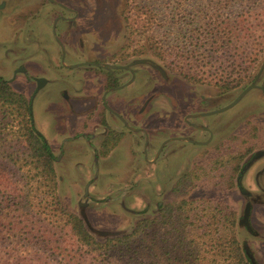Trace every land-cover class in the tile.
I'll use <instances>...</instances> for the list:
<instances>
[{
	"label": "rangeland",
	"instance_id": "374dc122",
	"mask_svg": "<svg viewBox=\"0 0 264 264\" xmlns=\"http://www.w3.org/2000/svg\"><path fill=\"white\" fill-rule=\"evenodd\" d=\"M1 1H5L6 6L0 10V38H9L4 44L5 51L1 52L4 54L9 51L7 54L11 58L4 61L0 53V74L6 78L12 76V69L19 65L12 63L13 51L20 48L23 38H43L39 56L28 60V63L39 65L33 73L47 77L50 85L33 99V123L45 134L55 158H60L62 140L73 136L82 122H90L95 117L88 116L91 108L88 100L77 104V108L71 112L68 107L63 106L60 92L62 89H68L70 95H85L95 90L101 92L107 71L77 67L71 70L62 69L64 67L60 59L61 50L54 44V35L62 37L63 41L68 43L66 64L85 61H131L148 57L133 54L134 49L138 48L139 39H159L165 45H170L175 39L171 33L173 31L186 33L193 38L190 36L191 29L198 27L196 11L203 8L209 0H186L187 11L183 15L185 20L178 28L158 29L156 36L152 33L131 35L121 12L124 0H54L56 4L49 0ZM154 3L157 10H166V7L164 10L160 8L163 0L158 4ZM63 6H68L71 10L68 11ZM167 8L169 13L171 5ZM239 10V6H236L228 10L227 14L232 15ZM58 15L74 17L75 23L58 20L54 24ZM187 43L183 47L186 55L200 53L198 46L194 45L197 41L194 44ZM2 44L1 42L0 46ZM29 46L27 44V49L31 52ZM46 51L51 52V60L48 59ZM149 57L162 66L165 64L158 57ZM4 64L5 69L2 68ZM263 64L264 53L247 74L243 85L247 87L253 83L264 67ZM137 67V80L132 91L135 93L133 102L141 112L132 118V121L133 125L145 128L154 138L156 145L172 135V129H181L183 133L189 131L184 129L183 118L187 109L194 104L183 108L185 102H194L200 93L219 91L211 85L191 83L166 69L167 76L164 77L150 65L139 64ZM60 77L71 79L70 85L57 83ZM263 79L264 69L261 81ZM13 86L29 98L35 89L34 82L26 81L22 74L17 76ZM242 87L239 86L231 92L237 96L243 90ZM148 101L150 102L146 104ZM116 107L121 112L127 111V108L120 104ZM230 115L235 117L229 129L233 136L228 141L230 144L227 142L225 147L235 150L249 149L250 152L264 148V95L261 91L251 90L236 107L220 113L219 116L224 120ZM56 124L59 125L58 129L57 126L54 128ZM110 124L121 128L119 122L111 121ZM100 130L92 126L84 128L87 133H97ZM123 135L121 141L114 143L111 150L105 154L101 152L98 169L95 168L93 150L82 138L67 142L64 156L56 162L59 194L71 211L83 219L86 217L89 229L98 237H107L128 230L143 214L155 215L162 203H173L185 197L212 198L231 205L237 211L240 242L242 245L247 244L258 262L264 264V201L252 204L249 215L252 232L245 225H239L240 219L245 215L246 201L236 186L230 187L222 179L228 172V165L217 166L213 147L202 149L187 146L176 155L163 156L153 163L151 160L154 151L149 153V161L143 158L141 149L144 138L137 139L129 131H124ZM181 145L182 143L176 142L168 147ZM138 148L141 150L140 155L136 154ZM258 167L251 168L245 178L246 188L255 193H259V187L251 181V177ZM180 178H185L181 185L178 182Z\"/></svg>",
	"mask_w": 264,
	"mask_h": 264
},
{
	"label": "trees",
	"instance_id": "16d2710c",
	"mask_svg": "<svg viewBox=\"0 0 264 264\" xmlns=\"http://www.w3.org/2000/svg\"><path fill=\"white\" fill-rule=\"evenodd\" d=\"M159 1L124 0L121 12L131 35L156 36L185 20L186 0H163L165 11L155 8ZM236 6L238 12L227 14ZM196 12L193 38L173 31L170 45L139 39L133 54L158 57L164 71L221 93L244 89L264 53V0H209ZM187 42L200 53L186 55ZM30 103L0 76V264H260L238 238L237 211L212 198L162 203L128 230L98 237L63 202L55 156L37 133Z\"/></svg>",
	"mask_w": 264,
	"mask_h": 264
},
{
	"label": "flooded vegetation",
	"instance_id": "af4514ba",
	"mask_svg": "<svg viewBox=\"0 0 264 264\" xmlns=\"http://www.w3.org/2000/svg\"><path fill=\"white\" fill-rule=\"evenodd\" d=\"M52 3H55L54 0H49ZM57 3V2H56ZM55 3V4H56ZM59 4V3H58ZM6 6L5 1L0 2V10H2ZM66 10H71L68 6H63ZM58 20H63L69 24L75 23L74 17H67L66 15H58L54 20V24L57 23ZM9 38H0V43L2 42V46H0V53L3 60H10V56L5 52L2 54L1 50H4V44L7 43ZM43 38L40 37H30L23 38L21 41V46L19 49L13 51L12 63H18L16 67L12 69V76L10 78H6L2 74L0 76L4 77L8 80L12 85L15 79L19 74L25 76L26 81L34 82L35 89L33 94L30 97V101L33 102V99L43 90L45 87L50 85V81L45 76H37L33 73V70L39 68V65L30 64L28 60L33 58H37L39 56V49L43 46ZM27 44L30 46L31 52L27 49ZM54 44H57L61 50V64L64 70H71L77 68H87V69H103L106 70L105 77L103 79L102 91L97 92L92 91L88 92L89 94L81 95L79 93H75V95H70L67 91L68 89H62L60 92L62 96V104L63 106L68 107L71 112L77 108V104L83 101H89L91 103V108L88 116L91 115L97 116L93 117L90 122H82L81 127L77 129L76 133L71 137H65L60 146V156L63 157L66 151V143L74 140H80L81 138L88 144V147L93 150L95 155V168L98 169V159L103 152L104 154L107 151L111 150L114 143L121 141L123 138L124 131H129L134 134L137 139L144 138L143 147H142V155L146 161H149L148 155L151 151H154L153 158L151 162L155 163L159 158L170 155H176L181 149H184L187 146H196L199 148H208L213 147L214 155L216 156V161L220 162L221 160H229L230 164L227 166V174L222 179L227 183L228 186L233 187L236 186L243 198L246 201V205L250 204L252 209V204L255 202H263L264 201V152L255 156V154L259 151H264V148L254 150L250 152L249 149H236L225 147L228 141L231 140L233 134L229 131L231 128V124L234 123L235 117L232 115L228 116L226 119H222L219 115L224 111H228L234 107H236L251 90L261 91L264 95V90L260 87H255L251 89L236 105L230 107L223 111L215 112L219 109H222L229 105L237 96L234 95L233 92H223L219 91H210L208 93H200L199 97L192 103L185 102L182 105L183 108L188 106L189 104H194L187 109L184 118L183 124L184 129L187 133H183L181 129H172V135L165 138L159 145H156L154 138L151 134L143 127H139L133 125L132 118L140 114V110L133 99L135 98L134 90L132 91L134 85L136 84L137 75H138V65H150L154 70L159 71L162 76L166 77V72L161 69H158L151 65L150 63H133V61L137 59H152L150 57H142L135 58L131 61H121L115 63H102L99 61H85V62H77L73 64H66L67 58V49L66 42L63 41L62 37H57L54 35ZM11 49V48H10ZM8 49V50H10ZM5 51V50H4ZM7 51V49H6ZM50 51H46L48 55V59H52V55H50ZM153 60V59H152ZM154 61V60H153ZM84 63V64H83ZM10 64V63H8ZM102 65H117L112 67H103ZM5 64L2 66L4 68ZM5 69V68H4ZM9 69V68H6ZM264 69V67H263ZM263 69L258 74L253 82H256L259 86H264V79L261 81V76L263 75ZM63 76V75H62ZM64 77V76H63ZM60 77L57 79V83L63 85H70L71 79ZM40 84V88L38 86ZM245 89V88H244ZM91 90V89H90ZM77 92V91H76ZM130 92V93H129ZM98 93L100 95H98ZM34 95V97H33ZM33 97V98H32ZM150 101L146 102L148 104ZM31 104V103H30ZM120 104L127 108V111L121 112L117 109V105ZM148 108V107H144ZM33 109V106H32ZM95 113V115H94ZM33 115V113H32ZM33 120V116H32ZM115 121L119 122L121 128H118L114 125H111L110 122ZM57 126V127H56ZM85 126H92V128L101 129L100 132L97 133H87L84 131ZM59 128V125L56 124L54 128ZM227 133H226V130ZM38 130V129H36ZM56 130V129H55ZM225 130V131H224ZM40 131V130H39ZM41 132V135L47 140L45 134ZM188 134V135H187ZM204 134H206L204 136ZM143 136V137H142ZM133 138V137H132ZM180 142L181 146L172 148L168 147V145ZM50 144V143H49ZM228 144H230L228 142ZM51 147V145H50ZM52 149V148H51ZM141 150L139 148L136 150V154L140 155ZM53 152V151H52ZM135 152V151H134ZM226 155H230V157H224ZM244 157L241 159L240 163H236L239 160L240 156ZM60 158H55V161H60ZM254 171V175L251 177V181L259 187V193H255L245 186V178L247 173L251 168L257 167ZM237 168V170H236ZM244 218V216H243ZM242 218V219H243ZM241 219V220H242ZM242 224V222H240ZM245 225V224H242ZM246 226V225H245ZM247 229L252 232V228L246 226Z\"/></svg>",
	"mask_w": 264,
	"mask_h": 264
},
{
	"label": "water",
	"instance_id": "95a60500",
	"mask_svg": "<svg viewBox=\"0 0 264 264\" xmlns=\"http://www.w3.org/2000/svg\"><path fill=\"white\" fill-rule=\"evenodd\" d=\"M133 63H150L151 65H153L154 67L158 68V69H161V67L155 62L153 61L152 59H137L135 61H133ZM84 64V63H83ZM103 67H112V66H117V65H102ZM264 66V64H263ZM263 69V67H262ZM262 69L260 70L259 72V75L262 71ZM255 87H260L261 89L264 90V86H259L257 85L256 82H253L251 84H249L245 89H243L238 95L237 97L229 104L227 105L226 107L222 108V109H219L215 112H218V111H223V110H226L230 107H233L234 105H236L251 89L255 88ZM40 88V84L38 86V89ZM34 97V95H33ZM32 97V98H33ZM32 102H31V113H33V109H32ZM34 121V119L32 120ZM37 133L41 135V132L39 130H37ZM264 151H259L255 154V156H258L259 154L263 153ZM250 211H251V205L250 204H247L246 205V208H245V215H244V218L241 220L242 224H245L246 226H248L250 228V223H249V215H250ZM86 223L88 224V221L86 219V217L84 218ZM89 225V224H88ZM244 247L247 249L248 248V245L245 244Z\"/></svg>",
	"mask_w": 264,
	"mask_h": 264
}]
</instances>
